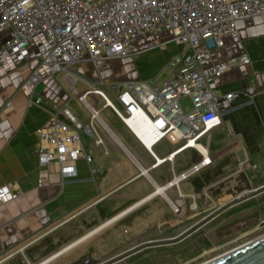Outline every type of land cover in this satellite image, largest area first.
<instances>
[{"label": "crops", "instance_id": "1", "mask_svg": "<svg viewBox=\"0 0 264 264\" xmlns=\"http://www.w3.org/2000/svg\"><path fill=\"white\" fill-rule=\"evenodd\" d=\"M8 36V30H0V43ZM165 39L166 36H146L136 42L133 56L100 60L96 65L85 60L74 64L69 73L53 74L34 57L38 39L30 43L29 55L23 62L17 61L11 52H5L0 57V186L9 185L21 192L15 200L0 205V264H79L93 251V245L82 250L85 243L95 242L101 237L107 244L112 238L110 228L131 213L143 209L146 211L145 219L150 216L151 220L160 221L163 213L161 205L169 207L162 193H154V190L166 179V164L170 171H174L178 156L173 164L165 163L151 169L153 159L141 145L137 143L142 154L140 152L135 157L100 119L105 129L101 130L115 149L89 122L86 126L92 125L96 138L102 142L96 146L91 137L82 136L83 146L93 158L91 166L83 160L77 161V178L63 181L59 165L51 164L47 184L38 187V141L35 132L39 128L49 127L51 113L60 108L79 106L83 109L74 92H83L87 81L95 82L101 78L109 82L155 81L158 85L162 84L168 78L165 77V66L171 56L165 59L160 74L153 79L135 74L132 61L149 51L145 50L148 44ZM242 56L249 60L247 64L231 68L212 84L214 93L221 98L226 94H235V98L229 102L223 100L221 106L224 115L235 114V122L229 123L230 139H223L218 151L209 154L213 158L212 165L217 161L225 164L224 174L220 178L228 175L236 166L249 162L254 172L260 170L255 173V178L264 179V16L238 20L235 34L225 40L223 48L212 53L211 63ZM35 70H38L42 80L32 89L26 82ZM161 77L165 79L159 83ZM34 98H39L42 106L31 104ZM223 116L222 131L225 130ZM89 139L93 140L91 144L88 143ZM159 147L153 148V152L158 158H163L166 155L159 156ZM119 153L136 174L129 170ZM147 160H151V164L144 167ZM137 164L148 170V176H139ZM186 164H180L179 171ZM152 171L155 172L154 177L150 175ZM246 173L244 171L245 176ZM201 190L205 194L207 188ZM168 192H174V196H169ZM164 193L173 200L178 196L174 188ZM182 194L190 200L188 206L192 205L189 196L198 195V202L201 196L195 192ZM134 222V226L142 224L141 220ZM116 251L105 255L103 261L92 263L106 262L104 260L111 259ZM123 256L118 261L126 260L127 254ZM70 258L72 260L67 261Z\"/></svg>", "mask_w": 264, "mask_h": 264}, {"label": "built area", "instance_id": "2", "mask_svg": "<svg viewBox=\"0 0 264 264\" xmlns=\"http://www.w3.org/2000/svg\"><path fill=\"white\" fill-rule=\"evenodd\" d=\"M264 16V0H0V30L9 36L0 43V57L11 52L23 62L29 55V45L38 44L34 57L53 74L69 73L82 61L92 64L100 60L123 59L134 55L138 40L146 36H166L162 42L150 43L145 50L174 44L181 51L166 63L168 78L160 85L155 81L109 82L101 78L86 82V89L74 95L88 112L91 124H104L96 105L103 102L126 127L132 137L153 159L156 169L165 163L173 164L175 157L192 150L197 159L171 177L154 193L161 190L167 206L177 214L185 209L180 185L212 165L213 158L201 140L221 128L222 101L235 94L217 96L212 84L231 68L247 64L246 56L211 63L212 53L224 47L225 40L235 34L238 20ZM42 78L35 70L26 85L35 89ZM31 104L42 106L39 98ZM51 125L39 128L37 144V186L47 184L51 164H58L63 181L77 178L75 163L83 160L91 166L93 158L82 143L86 135L96 146L92 125H83L68 107L51 113ZM143 129L138 131V127ZM138 131V132H137ZM166 142L172 149L158 158L153 148ZM139 176H148L137 164ZM174 188L176 199L164 191ZM21 192L9 185L0 186V205L15 200ZM190 209H197L198 195L189 196Z\"/></svg>", "mask_w": 264, "mask_h": 264}, {"label": "rangeland", "instance_id": "3", "mask_svg": "<svg viewBox=\"0 0 264 264\" xmlns=\"http://www.w3.org/2000/svg\"><path fill=\"white\" fill-rule=\"evenodd\" d=\"M180 51L178 46L170 43L163 49L155 47L148 52L138 55V58L132 61L135 74L142 75L143 77L149 76L152 77L150 79H153L158 73L160 74L162 70L161 66L164 64L165 59ZM168 75L169 71L166 70L165 77H168ZM165 77H161L159 83H162ZM87 101L95 108L99 118L135 157L140 155V152L142 154L141 147L111 110L103 107V102L100 99H98L97 105H95L90 98H88ZM70 111L81 124L86 125L90 122L89 114L81 107H74L70 109ZM234 116V113L224 115L223 126L225 130L222 131L219 128L211 132L208 145L210 153L218 151L219 143L223 141V139H230L228 128L229 123L233 124L232 122H235L233 121ZM226 120H229L228 123H225ZM92 124L107 144L114 148L112 141L106 138L105 133L101 130L99 125L95 121ZM92 142L93 140H88V143L91 144ZM201 144L206 146L207 138L201 140ZM159 146V150H157L159 156H165L172 149L164 141L159 144ZM112 152L114 151L112 150ZM119 155L122 161L127 163L129 170L133 174H136V171L129 162L120 153ZM196 159L197 157L192 150L180 154L176 158L174 173L178 174V172L181 171H179L180 164L187 163L188 165L186 164L184 166V168H186L195 162ZM147 161L145 165L143 164L144 167L151 164V160ZM224 165L225 164H221L220 161H217L210 168L203 170L184 182V184H181L180 189L182 193L189 194L195 192L201 194L199 202L197 201L198 209L193 210L189 208V199H185V209L180 210L177 214L173 213L170 208L162 204L161 209L163 213L160 221L151 220V218H149L150 216L145 219L146 211H142L143 209L135 211L110 228L112 238H110L107 244L103 242L101 237H98L95 242L92 241L89 244L85 243V245L82 246V250H87L90 245H93V251L85 256L87 260L90 262H100L103 261L102 259L105 255L111 254L115 249H117V251L111 258L119 256L120 254H126L131 251V249L146 243H157L174 239L210 216L225 204L235 200L238 196L246 192H253L264 186V179L255 178V173L257 174L260 170L254 172L251 163L247 162L241 164V166H239L240 168L236 166L228 175L220 178L225 171ZM166 166L165 181L169 180L171 177L168 164H166ZM244 171L247 172V177L252 178H246ZM154 173L155 172L152 171L150 175L154 177ZM164 182L162 181L161 184ZM254 183H256V185H254ZM205 187L207 188L206 195L204 192L201 193V189ZM168 195L173 197L174 192H168ZM218 216L178 243L144 248L145 250L143 249V251L139 250L134 254L127 255L124 261H122L124 258L120 261H116V264H203L237 247L254 242L264 237V191L226 209ZM139 220L142 221V224L138 223L137 226H134L133 222ZM173 223H175V225ZM135 236L139 237L128 242ZM183 251H188L187 254L189 255L182 257L185 253ZM72 255H75V253ZM71 260L72 258L67 261ZM107 260L109 259H105L104 261Z\"/></svg>", "mask_w": 264, "mask_h": 264}, {"label": "water", "instance_id": "4", "mask_svg": "<svg viewBox=\"0 0 264 264\" xmlns=\"http://www.w3.org/2000/svg\"><path fill=\"white\" fill-rule=\"evenodd\" d=\"M264 191V187H261L253 192H246L245 194L238 196L235 200L229 202L228 204H225L221 208H219L217 211L212 213L210 216L199 222L198 224L194 225L190 229L186 230L184 233L179 235L178 237L166 240V241H160V242H154V243H146L143 244L137 248L131 249V251L127 252V255L133 254L143 248L156 246V245H167V244H175L178 243L185 238H187L189 235H191L193 232L201 228L203 225L217 217L220 213L225 211L226 209L237 205L254 195L261 193ZM123 254V255H126ZM123 255L115 256L106 262H103L101 264H113L116 261H118L121 257H124ZM210 264H264V238H261L251 244H247L244 247H240L239 249L232 251L231 253L225 254L219 259L210 262Z\"/></svg>", "mask_w": 264, "mask_h": 264}, {"label": "bare ground", "instance_id": "5", "mask_svg": "<svg viewBox=\"0 0 264 264\" xmlns=\"http://www.w3.org/2000/svg\"><path fill=\"white\" fill-rule=\"evenodd\" d=\"M142 129H143L142 126H139V127H138V131H140V130H142ZM138 131H137V132H138ZM159 192H162V191L159 190ZM262 238H264V237H262ZM260 239H261V238H260ZM258 240H259V239H258ZM256 241H257V240H256ZM254 242H255V241H254ZM251 243H253V242H250V243H247V244H251ZM247 244H244V245H242V246H240V247H244V246H246ZM240 247H237V248H235L234 250H231V251H229V252H227V253H225V254L231 253L232 251H235V250L239 249ZM225 254H223V255H225ZM223 255H221V256H219V257H216V258H214L213 260H211V261H209V262H206V263H203V264H210V262L219 259V258L222 257Z\"/></svg>", "mask_w": 264, "mask_h": 264}, {"label": "flooded vegetation", "instance_id": "6", "mask_svg": "<svg viewBox=\"0 0 264 264\" xmlns=\"http://www.w3.org/2000/svg\"><path fill=\"white\" fill-rule=\"evenodd\" d=\"M79 264H93L92 262H90L87 259L82 260Z\"/></svg>", "mask_w": 264, "mask_h": 264}, {"label": "trees", "instance_id": "7", "mask_svg": "<svg viewBox=\"0 0 264 264\" xmlns=\"http://www.w3.org/2000/svg\"><path fill=\"white\" fill-rule=\"evenodd\" d=\"M218 217H219V216H218ZM183 252H185V253H184V255H183L182 257H186V256L189 255V254H187L188 251H183Z\"/></svg>", "mask_w": 264, "mask_h": 264}]
</instances>
